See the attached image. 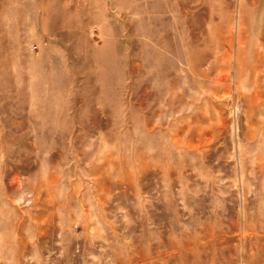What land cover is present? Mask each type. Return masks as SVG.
<instances>
[{"label":"rangeland","instance_id":"1","mask_svg":"<svg viewBox=\"0 0 264 264\" xmlns=\"http://www.w3.org/2000/svg\"><path fill=\"white\" fill-rule=\"evenodd\" d=\"M0 264H264V0H0Z\"/></svg>","mask_w":264,"mask_h":264}]
</instances>
